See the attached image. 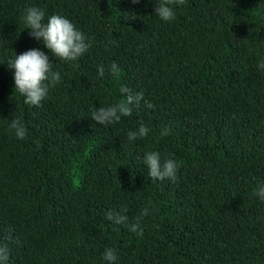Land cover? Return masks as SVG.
<instances>
[{
	"label": "trees",
	"instance_id": "1",
	"mask_svg": "<svg viewBox=\"0 0 264 264\" xmlns=\"http://www.w3.org/2000/svg\"><path fill=\"white\" fill-rule=\"evenodd\" d=\"M156 3L0 0L7 264H107L108 248L115 264H264V201L255 194L264 186V0H185L169 22ZM28 7L43 10L45 23L69 19L88 51L71 63L52 56L25 29ZM31 49L61 77L41 106L24 103L7 64ZM121 86L143 94L140 106L110 125L92 120L125 98ZM141 124L148 135L128 140ZM152 151L178 163L176 182L148 176Z\"/></svg>",
	"mask_w": 264,
	"mask_h": 264
},
{
	"label": "clouds",
	"instance_id": "2",
	"mask_svg": "<svg viewBox=\"0 0 264 264\" xmlns=\"http://www.w3.org/2000/svg\"><path fill=\"white\" fill-rule=\"evenodd\" d=\"M133 4L139 3L140 0H131ZM185 0H159L156 3L155 15L161 20L169 22L175 19V6H182ZM45 13L37 7H28L23 15L25 29H29V35L37 41H42L52 56L58 57L65 62H73L79 59L90 48V43L86 41L85 35L76 28V26L67 18L60 15H52L44 22ZM8 66L14 69L15 91H18L24 98V103L30 106H41V102L49 94L51 87L59 83L61 77L59 73L52 71V64L49 56L39 49H31L20 55H15V59L9 61ZM259 68L264 69V60H261ZM112 74H118L120 69L116 63L111 65ZM104 68L98 69V75L104 76ZM121 94L125 97L121 102L108 106L100 107L93 111L91 119L100 125H110L119 122L122 117L131 116L133 107H139L143 99L142 93L133 94L127 86H121ZM149 109L155 106L146 102ZM10 130L18 139H24L27 135V129L24 124L13 119L10 124ZM149 128L141 124L137 131H130L127 139L137 140L144 138L149 133ZM170 129L167 127L161 135H168ZM144 163L148 169V176L152 180H169L176 182L179 169L178 163L173 159L162 160L159 152H148L145 155ZM264 201V186H260L255 193ZM148 209L145 208L142 215H147ZM108 219H113L109 214ZM126 217L117 216L116 222L121 223ZM133 225V231L136 230ZM103 259L107 264H115L117 256L113 248H108L103 254ZM8 250L6 247H0V264H7Z\"/></svg>",
	"mask_w": 264,
	"mask_h": 264
}]
</instances>
